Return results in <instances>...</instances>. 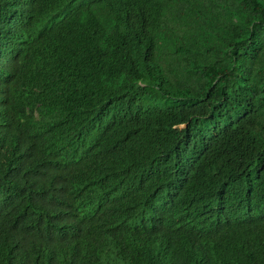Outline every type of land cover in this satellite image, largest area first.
<instances>
[{"label":"trees","instance_id":"trees-1","mask_svg":"<svg viewBox=\"0 0 264 264\" xmlns=\"http://www.w3.org/2000/svg\"><path fill=\"white\" fill-rule=\"evenodd\" d=\"M89 2L98 12L109 5ZM8 4L0 0V14ZM61 13L54 7L51 17L38 15L49 27L48 47L35 46L31 55L44 73L20 75L41 103L39 119L3 123L9 112L0 102V264H168L167 251L178 254L186 244L174 225L204 203L216 205V222L226 225L237 219L229 223L230 206H222L255 211L251 231L235 229L219 246L218 264H264V0H151L140 20L108 16L126 24L120 38L106 22H94L90 33L72 12ZM12 29L0 23V48ZM4 71L3 63L0 88L9 84ZM83 105L97 108L91 133L106 143L111 123L133 121L134 155L120 161L98 146L101 159L90 168L53 176L49 150L66 154L69 116ZM23 124L38 138L21 139ZM193 143L202 153L184 185L172 164ZM111 191L116 203L98 206L97 194ZM99 225L110 237L102 249L90 238ZM171 233L176 243H167ZM75 246L87 251V263ZM93 246L105 255L94 258Z\"/></svg>","mask_w":264,"mask_h":264},{"label":"clouds","instance_id":"clouds-1","mask_svg":"<svg viewBox=\"0 0 264 264\" xmlns=\"http://www.w3.org/2000/svg\"><path fill=\"white\" fill-rule=\"evenodd\" d=\"M100 1H105L109 5L104 6L98 12L96 11L97 6L92 5V2L85 5L84 0H9L8 7H4L3 13L0 14V23L14 28L11 32L13 34L12 37H10L7 43L3 42L0 48V65L5 64L4 73L6 75H3L9 81L8 85L0 88V102H3L1 105L9 112L8 117L3 123L18 125L23 116H30L32 120H38L40 112L43 111L39 99L33 101L34 98L28 93L27 90L30 88L24 80V77L20 78L21 73L26 69L41 71L36 67L37 63L34 61L36 56L31 55L37 54L32 48L35 46H41L43 49L48 47L45 34L49 27L41 25L43 20L38 15L51 17L54 7L61 16H63L61 13L63 10H68L73 13L70 17L74 18L72 21L79 23L87 32H94L92 29L94 22H106L110 26L105 27L106 30H109L113 37L120 38L126 29H128L125 27L126 24L118 21H110L108 20V16H116L118 18L129 16L133 21L134 19L140 20L146 16L147 7L151 0ZM183 1L192 2V0ZM142 5L145 6L141 7ZM44 8H50L48 13H43ZM7 14L8 17H6ZM132 40L136 41L137 39L131 36L130 41ZM2 48H6L7 55L4 54V49L2 50ZM55 48L50 51H53ZM58 51L55 52L59 57L60 53ZM29 78L32 79L30 76ZM31 89L38 90L36 87H32ZM20 100L23 101V104H20ZM88 105L81 106L80 108L83 109L79 113L69 116L70 118L73 115L75 117L69 123L68 131L70 133L68 136L70 137L72 146L66 154L59 156V147H51L52 151L49 150V163L52 164L51 173L53 176H64L73 169L90 168L94 162L101 159L96 152V147L98 146H105L109 152V158L116 160H131L134 155L132 152V140L129 139H132L133 136V121L120 124L111 123L109 128L112 130L113 135L110 141L106 143L103 135L91 133V128L96 123L93 118H95L94 112L97 108L95 106L86 107ZM130 118L135 119L132 114ZM53 119L51 117L49 121ZM177 126L183 128L185 123H179ZM16 132L21 139L28 141V143L38 138L34 132V128L28 124L19 125L18 131ZM5 139L7 137H4ZM127 144L129 148L126 147ZM201 153V146L198 143H193L192 147L188 148L187 154L179 163L172 164L174 180L187 185L191 174L197 168V160ZM128 191H130V188ZM169 193H173L172 190L169 189ZM120 197L123 202L127 200V197L124 196V189H122ZM167 197H170V195L168 194ZM96 203L100 207H110L116 203V196L113 191L103 195L97 194ZM168 206L169 202L164 205L163 213L166 212ZM226 207H229L226 210L228 221L230 218L237 219L236 222L230 225L216 222V213L219 210L216 205L211 203H204L190 210L179 220L174 225L173 231H179L183 234L186 244L178 254H176L177 250L167 251L169 256L168 264H218V256L222 251L217 252L219 246L226 240L232 239V234L235 229L249 232L255 224V219L250 215L255 211L251 207L247 206L239 209L233 205H225L221 209ZM240 219L245 221L238 223ZM172 233L169 235L167 243H176V237ZM90 238L99 249H102L101 245L105 246L110 241V237L101 230L100 225L98 228H91ZM95 246L93 248H87L89 254L94 258L96 255L97 257H103L105 255L104 252L98 250ZM79 248L80 246L73 247V252L87 263L89 259L87 251L84 249L80 250ZM188 256H191L194 260H190ZM224 258L220 263L224 261Z\"/></svg>","mask_w":264,"mask_h":264}]
</instances>
